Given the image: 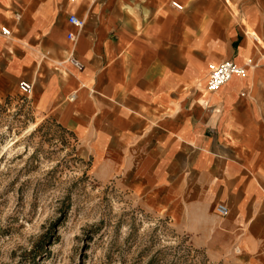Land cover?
Instances as JSON below:
<instances>
[{
    "label": "crops",
    "instance_id": "obj_1",
    "mask_svg": "<svg viewBox=\"0 0 264 264\" xmlns=\"http://www.w3.org/2000/svg\"><path fill=\"white\" fill-rule=\"evenodd\" d=\"M224 61L245 76L207 92ZM20 82L94 180L210 260L264 264V0H0V99Z\"/></svg>",
    "mask_w": 264,
    "mask_h": 264
},
{
    "label": "rangeland",
    "instance_id": "obj_2",
    "mask_svg": "<svg viewBox=\"0 0 264 264\" xmlns=\"http://www.w3.org/2000/svg\"><path fill=\"white\" fill-rule=\"evenodd\" d=\"M0 264H228L98 182L72 136L0 99Z\"/></svg>",
    "mask_w": 264,
    "mask_h": 264
},
{
    "label": "built area",
    "instance_id": "obj_3",
    "mask_svg": "<svg viewBox=\"0 0 264 264\" xmlns=\"http://www.w3.org/2000/svg\"><path fill=\"white\" fill-rule=\"evenodd\" d=\"M173 6L179 8V6L173 4ZM68 23L70 26L75 28H82L83 22L78 20L75 16H69ZM2 34L8 36V31L5 29L1 30ZM68 40H72V34L67 35ZM67 62L71 64L75 68H80L78 62L71 56L67 59ZM251 62L247 63L249 66ZM246 74L245 67L237 66L236 64L230 61H224L217 65H211L208 68V78L206 82V90L209 93H213L218 91L222 86L227 84L232 77L243 78ZM19 95L24 98V100L28 99L32 93V86L26 82H20L18 85ZM215 214L218 217H225L227 215V209L224 205L218 204L215 207Z\"/></svg>",
    "mask_w": 264,
    "mask_h": 264
}]
</instances>
